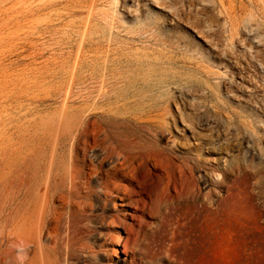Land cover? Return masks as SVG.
<instances>
[{
  "label": "rangeland",
  "instance_id": "374dc122",
  "mask_svg": "<svg viewBox=\"0 0 264 264\" xmlns=\"http://www.w3.org/2000/svg\"><path fill=\"white\" fill-rule=\"evenodd\" d=\"M230 21L238 26L232 38L225 30ZM89 37L92 46L85 42ZM82 40L99 65L107 62L98 74L135 80L144 104L165 111L171 123L158 138L161 145L182 133L177 109L208 135L195 147L203 162L196 161L187 185L202 189L197 174L203 170L224 173L209 161L217 152L244 167L231 168L223 187L209 184L223 201L258 180L247 172L264 164V0H0V153L16 147L23 156L29 133L39 129L38 113L29 111L31 63L73 58ZM145 180L151 186L155 172H146ZM89 201L80 231L60 247V264H115L123 257L135 264H174L176 252L169 258L164 253L187 232L182 196L146 210L137 234L111 222L112 202L96 187ZM226 252L215 250L208 264H236Z\"/></svg>",
  "mask_w": 264,
  "mask_h": 264
},
{
  "label": "bare ground",
  "instance_id": "6f19581e",
  "mask_svg": "<svg viewBox=\"0 0 264 264\" xmlns=\"http://www.w3.org/2000/svg\"><path fill=\"white\" fill-rule=\"evenodd\" d=\"M229 24L225 30L232 38L238 26ZM85 42L95 44L92 37ZM85 42L73 58L31 63L27 71L29 111L38 113L39 129L29 133L23 156L16 147L0 153V264H60V247L80 231L94 187L112 202L111 222L136 234L146 210L166 207L171 196H182L188 205L187 232L164 253L169 258L176 252L174 264H208L209 255L222 248L231 253L230 262L264 264V164L259 161L247 172L257 181L247 182L224 201L209 184L223 187L231 168H244L232 164L224 152L209 160L223 174H197L205 191L187 185L194 164L202 160L195 147L201 148L208 135L177 109L182 133L161 145L158 138L171 123L165 111L144 104L135 80L98 74L97 68L107 69V62L99 65L97 55L83 49ZM146 172L156 174L151 186ZM36 211L39 217L33 218ZM115 264L135 260L123 257Z\"/></svg>",
  "mask_w": 264,
  "mask_h": 264
}]
</instances>
